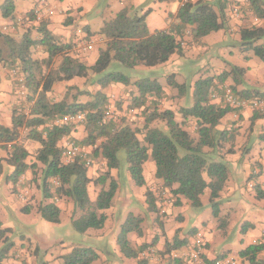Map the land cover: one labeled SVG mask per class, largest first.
Here are the masks:
<instances>
[{
    "label": "trees",
    "instance_id": "obj_1",
    "mask_svg": "<svg viewBox=\"0 0 264 264\" xmlns=\"http://www.w3.org/2000/svg\"><path fill=\"white\" fill-rule=\"evenodd\" d=\"M227 1L190 0L181 7L176 22L169 29L155 32L147 27V14L140 16L134 9L125 8L105 21L98 32L106 42L93 65L76 57L74 45L63 43L48 30L45 21L39 22L36 34L34 29L27 28L20 39L0 30V64L16 72L10 73L19 90L17 100H21L13 112L12 125L0 126V149L7 152L6 161L15 168L10 178L13 184L30 169L44 199L37 207L25 205L24 214L36 210L45 221L58 224L61 209L56 199L69 200L77 210L71 218L75 232L101 230L107 221L102 212L113 206L119 188L112 171L117 170L121 175L126 169L136 186L146 187L144 164L151 158L156 165L155 176L163 182L161 190L186 198L197 210L203 209L201 197L209 190V206L213 216L219 217L221 193L229 177L228 163L219 149L226 142L234 144L236 136L233 131H220L218 127L235 109L225 103H214L212 96L230 79L232 93L238 100L264 103V90L254 95L245 80L246 69L227 64L228 70L220 75L196 81L192 105L179 112L184 120L179 123L175 112L160 110L159 103L167 95L157 80L140 78L134 81L130 75L139 67L154 68L166 64L174 55L183 56L186 36L198 44L206 36L225 30ZM3 11L5 18H13L12 0L5 2ZM244 12L246 17L249 14L251 21L238 31L239 47L264 63V0H247ZM35 17L34 12L27 16L29 21ZM87 32L91 35L89 29ZM74 79L91 81L89 86L96 88L92 91L86 86L68 85ZM1 81L0 75V84ZM61 84L68 89L59 99L53 92ZM116 84L133 88L128 110L139 111L141 124L130 123L125 118L117 121L106 117L110 108L107 92ZM168 85L186 98L190 94L188 84L173 80ZM239 86L243 87L241 91ZM224 89L219 92L222 96ZM79 113L86 114L83 124H57L64 117ZM257 119H264V113L254 110L252 123ZM187 120L196 121V136L185 128ZM78 126L85 128L86 136L82 140H72L84 151L92 150L87 154L92 163L101 161L106 166V170L93 179L89 176L91 166H86V158L78 156L65 163L63 157L62 141L71 138ZM29 142L38 145L33 155L35 162L31 165L28 164L31 155L26 149ZM1 172L0 168V176ZM91 184L99 189L94 202L89 193ZM255 193L257 200H264L260 185L255 186ZM146 197L149 211L157 213L154 192L147 190ZM143 222L142 217L130 215L119 229L118 245L129 259L138 260L155 244L156 240L150 245L132 246L129 235L132 232L141 235ZM1 226L0 223V241H3L0 264H3L14 243L11 240L13 230L1 229ZM246 226L242 227V232ZM186 245L185 240L176 236L172 243H166L162 254H172ZM263 249L264 245L260 244L250 246L240 257L250 264H264V261H256ZM97 259L95 251L86 248H76L64 257L65 264H93Z\"/></svg>",
    "mask_w": 264,
    "mask_h": 264
},
{
    "label": "crops",
    "instance_id": "obj_2",
    "mask_svg": "<svg viewBox=\"0 0 264 264\" xmlns=\"http://www.w3.org/2000/svg\"><path fill=\"white\" fill-rule=\"evenodd\" d=\"M6 1L0 0V30L20 39L27 32V28L34 29V34H36V27L39 22L45 21L48 30L58 36L63 43H72L75 47L82 40L84 42L93 41L92 50L84 53L76 50V57H79L88 65H93L96 62L99 50L104 47L106 42L102 36L97 35L102 27L98 30H93L87 20L88 17L96 20L99 12H101L100 9L111 11L113 7H117V11L110 12L104 16V23L114 18L125 8L134 9L140 16L147 14L146 24L151 32L169 29L172 23L176 22V16L181 9L180 4L176 0L163 3L155 0H12L14 5L13 18H5L3 10ZM111 1H114L113 4H111ZM236 2H241L244 8L247 6V0L227 1L225 30L206 36L198 44L194 43L189 36H186L183 43L184 55H176L181 59L172 60L174 65L179 68L177 70L174 68L166 70V75L174 77L172 81L174 80L179 84H188L191 87L187 98L185 95L176 98L177 102L181 101L182 109L192 105L191 97L196 81L220 75L224 70H228L227 64L237 66L229 58L232 55L241 61H245V58L248 57L246 63L250 67L241 66L247 71L246 83L252 90L259 92L264 90V80H260L252 71L256 65L254 55L248 52L244 53L242 50H240L239 55L231 50L232 48L238 49L240 41L238 31L248 22L244 20L242 12L239 14L237 9L230 10L232 3ZM32 12L35 13L36 17L35 20L29 21L27 16ZM68 18H73L74 21L71 22L72 19ZM88 29L91 35H88ZM188 41H192V43ZM188 54L193 61L189 76L186 71H182L180 68L182 60ZM170 60L166 64L159 66L168 68L167 65L170 66L172 64L169 63ZM145 68L147 67L137 68L136 71L132 72L131 76L134 74L137 77L139 76V78L142 76V78L155 79L161 84L158 77L153 76L158 75V72L153 73V75L150 72L152 76L147 77L148 72ZM179 72L182 73L181 83L178 82ZM0 75L2 77L0 84V126L10 127L12 125L13 112L20 104L17 100V93H19L17 91L19 90L16 86V79L3 65H0ZM79 81L80 79H74L68 85L78 84ZM227 84H229L228 81L225 83L226 87ZM161 85L167 96L161 99L159 103L160 110H171L177 113V106L174 107L172 102L168 104L170 101L168 97L171 96L172 92L177 94V90L168 85ZM128 88H130L129 90L133 89L132 87L116 84L108 89L107 94L109 97H117V92L124 95ZM223 88L220 85V91L214 93L216 94L215 98H212L214 103H222V98H220L222 94L219 92L223 91ZM183 102L186 103V106H183ZM261 103V108L264 111V103ZM252 113H254V109L251 107L235 110L226 116L218 127L220 131H230L231 128L239 129L233 152L226 156L227 161L225 162L229 166V177L225 189L221 193L218 218L213 216L209 206V190L204 193L203 209L200 211H191L190 202L186 198H178L173 196L169 190H161L163 182L156 178V165L149 158L144 164L146 187L136 186L126 169H123L121 175L116 170L119 188L113 206L102 212L107 216L105 227L101 230H87L82 236L75 238L76 240L72 243V247L67 252H63L62 256L71 254L76 248H86L92 249L98 255V259L94 264H139L137 260L125 257L118 245L119 229H121V226L130 215H134L144 219L141 225V235L136 232H132L129 235V240L134 248L140 247L141 244H153L156 240L153 247L157 254L162 256L164 255L162 253L165 250L166 243L173 242L177 230H183V235L185 230L188 231L190 228H194L201 229L205 235L207 243L205 258L209 261L229 257L235 259L238 264H250L248 260L240 257V253L250 246L259 245L264 231V200H257L255 193L256 185H260L264 190V135H262L264 134V119H257L253 123L252 120L248 121L247 119L245 121V118ZM238 114L239 117H237ZM177 117H180V114ZM85 136V128L78 126L69 140H82ZM65 143L66 140L64 139L61 145L63 146ZM37 148L38 145L35 143H26V149L31 155L28 160L29 165L35 162L33 155ZM31 149H34V151ZM6 159H8L7 152L0 149V168L2 169L0 176V213H7L10 216L15 214V212H21L23 215L28 216L37 213L41 216L36 210L30 214L22 212V208L27 204L37 207L44 202L42 191L37 183L33 181L34 175L32 171L30 169L27 170L25 175L13 184L10 178L15 168L11 167ZM147 167H149V175H147ZM89 176L91 179L98 177V169L91 168ZM5 185L9 187L10 195L5 191ZM147 190L154 192L158 212L164 217L160 219L162 222H159L157 227L155 222L156 213L149 211L146 197ZM89 193L91 200L94 202L99 194V189H96L94 184H91ZM174 201H179L180 205H174ZM56 203L61 209L60 219L65 217L71 220L74 213L77 212L75 205L69 200L56 199ZM5 206L6 208L3 210ZM190 216H194L191 221L192 226L185 228L183 225L187 224ZM41 219L45 230H49L48 223L50 222L45 221L42 217ZM221 220L226 224L222 229L218 227ZM176 222H182L183 225L177 226L175 225ZM0 223L2 224L1 220ZM243 226H246L245 232H242ZM3 227L4 225L1 226V229H7ZM8 228L13 230L11 227ZM179 239L185 240L187 245L176 251L186 250L191 241L190 237L184 235V237L182 236ZM13 243L14 247L3 264H36L37 251H40L38 244L33 240L29 242L17 240L13 241ZM174 252L165 254L164 257L170 258ZM56 258L53 259L54 263L62 264L63 260H56ZM148 261L150 262L149 264L160 263L153 259H148ZM256 261H264V249L257 254ZM164 262L165 264H178L177 261H173L171 258L169 261Z\"/></svg>",
    "mask_w": 264,
    "mask_h": 264
},
{
    "label": "rangeland",
    "instance_id": "obj_3",
    "mask_svg": "<svg viewBox=\"0 0 264 264\" xmlns=\"http://www.w3.org/2000/svg\"><path fill=\"white\" fill-rule=\"evenodd\" d=\"M113 2L114 1H111V4H113ZM234 9H238L239 10V14H241V12L243 13L244 20H246L248 22L251 21V18L249 16V14L246 17V14L244 12L245 8H244V6L242 5L241 2L240 3L239 2L232 3L230 10H234ZM100 11L101 12H99L98 17H97L96 20H93V19H91L89 17L87 19L89 21V24L91 25L93 30H98V29H100V27H103L104 26V21H103L104 16L108 15V13H110V12L113 13V12L117 11V7H113V9L111 11H109V10L107 11V10H103V9H100ZM68 19H72L71 22L74 21L73 18H68ZM232 41H233V39H232ZM188 42L192 43V41H188ZM79 43H84V41L82 40ZM231 50H232V52H236V53H238L240 55V50L241 49L239 47H238V49L232 48ZM229 58H231L232 59V60L230 59L231 62L236 63L237 66L250 67V65L246 63V61H247L246 58H245V61H241L236 56H233V55L229 56ZM254 58H255L256 65L252 69V71L254 72V74L260 80L263 81L264 80V63L259 58H257L256 56H254ZM175 59H181V58L177 57L176 55L174 57H172V59L169 62V63H172V64H170V66L167 65L168 68H165V66H156L154 68H145L146 71L148 72V74L146 76L147 77H151L153 75V73L158 72V75H153V76H157L158 80L161 82V84L167 86L169 84V82L172 81V80H169V79L170 78L173 79L174 77L173 76L171 77V75L170 76L166 75V70H170L171 68H174L175 70H177L179 68V67H177V65L175 66L174 63H173V61ZM192 64H193V61L190 59V55L188 54L182 60V65H180V68H181L182 71H186L188 76H189L190 75L189 71H190V67H191ZM0 65H2V64H0ZM8 71L12 72V73L14 72L13 70H9V69H8ZM150 72H152L151 73L152 75L150 74ZM179 75H178V77H179L178 82L181 83L182 81L180 79L182 78V73L179 72ZM131 77H132V79L134 81L135 80L138 81V79L142 78V76L139 78V76L137 77V75H134V74ZM228 83L229 84H227V87L231 89L232 80L231 79L228 80ZM89 84H91V81H87L85 79L80 80L79 83H78V85H80V87H83V86L85 87L86 86L87 88H90L93 91L96 87L89 86ZM67 89H68V87L66 85L61 84V85L57 86V90H55L53 92V95L54 96L57 95L58 97L57 96L56 97L60 99L66 93ZM129 89L130 88H128L126 90L127 92L124 95H122V93H120V92L119 93L117 92L116 95H117L118 98L116 96H115L116 98L115 97H110V99H109L110 100V108H109V110L111 112V118H114L117 121H120V120L125 118L130 123L141 124L142 119H141V115H140L139 111L137 112V111H129L128 110V106L131 103V101H130L131 97H130V94H129V93H131L130 92L131 90H129ZM242 89H243L242 86L238 87L239 91H241ZM249 90L254 95L257 94L256 90H252L250 88H249ZM176 93L177 94L172 92L171 96L168 97V99H170L168 104L170 102H172L174 107L177 106V109H176L177 113H175L176 116H177V115L180 114L179 112L182 110V107H181V101L177 102L176 98H178L179 96H181L183 94H181L179 90H177ZM220 98H222V103H225L226 105H229V106L233 107L232 105L228 104L225 101V98H223V96H221ZM85 99H87V98H85ZM19 101H21V100H18V102ZM255 101H257V100H255ZM249 102H250L249 106H252L251 103H253L254 101L252 100V101H249ZM120 103H121V107H119ZM183 103H184L183 106H186V103L185 102H183ZM168 104H167V106H168ZM173 105H172V107H173ZM178 108H180V109H178ZM27 109H28V107H27ZM233 109L236 110L237 108L233 107ZM253 109L254 110H258L261 113H264V111L262 110L263 108H261V106L253 107ZM253 116H254V113L250 114L249 117L245 118V121L247 119H248V121H251L253 119ZM237 117H239V114H238ZM182 119L183 118H182V116L180 114V117H177L176 121L180 123V122L184 121ZM240 121H242V120L240 119ZM159 125L161 127H163V125L161 123H159ZM185 128H187V130H189L191 133H193V136H196V121L187 120V125L185 126ZM238 130L239 129H237V128H231L230 131H233L235 133V136L237 137L239 135V133L237 132ZM262 135H264V134H262ZM23 136H25V135L23 134ZM236 137H235V141H236ZM140 138L142 139L143 137L140 136ZM65 140H66V143L63 145L64 148H65L66 145H68L70 143H75L73 140H69V138H68V140H67V138ZM235 141H234V144H233V142H226L219 149L220 155L223 156L225 161H227L226 160V156L228 154H230L229 151L234 149ZM31 150L34 151V149H31ZM85 152L87 154H91L92 150L91 151L90 150H87V151L85 150ZM87 159L91 160V158H88V157H87ZM31 161H33V160H31ZM90 166L91 167L89 168V170L91 168H94V169L96 168V169H98L99 175H100V173H102L103 171L106 170V166H104V164H102L101 161H94L92 164H90ZM112 174L116 178V176H117L116 170H113ZM147 175H149V167H147ZM4 189H5V191L7 192L8 195L11 194L9 187H7L5 185ZM201 199H202V201H204L205 195H203L201 197ZM177 203L178 202L174 201L173 204L176 205V206L180 205V204H177ZM189 205H190L191 211H195V210L196 211H200V210H197V209L193 208L191 203ZM5 208H6V206L3 207V210ZM210 209L212 210V208H210ZM212 214H213V212H212ZM0 216H1L0 220L2 221V224L4 225L3 228L11 227L14 230L13 234L11 235V240L12 241L26 240L27 242H29L30 240L31 241L33 240L36 244L39 245L40 251H37L38 258H37L36 264H55L53 259L56 258V257H57L56 260H63L62 264H65V260H64L65 255L62 256L63 252H67L72 247V243L76 240L75 238H77L79 236H82L81 233L79 234L78 232H75V229L72 226L71 220L68 219V218H65V217H62L60 223H58V224L48 223L49 224V230H45L44 224H42L43 222H42L41 216H39L37 213L33 214L32 216L23 215L21 212H15V214H13L11 216L8 215L7 213H3V214L0 213ZM155 217H156L155 218V222H156V227H157L159 222H162V220H160V219H162L164 217L162 216V214H160V212H157ZM193 217L194 216H190V220L187 222L186 225H183L182 222H176L175 225H177V226L183 225L185 228H189V227L192 226L191 221L193 220ZM179 218H181V216H179ZM225 225L226 224L224 223V221L221 220L218 227H220L222 229L223 226H225ZM182 231L183 230H181V229L177 230L175 235L178 238H182V236L184 237V235H187L188 237H190V240L193 238V236L197 232H199V231L202 232L201 229L190 228V230H188V231L185 230V234L182 235ZM35 236L37 237L36 239H35ZM204 237H205V235H204ZM1 242H3V241H0V249L3 246V244ZM147 251H149L151 254H149V255H147V254L141 255L140 258L137 260L138 262H140L142 264H149L150 262L148 261V259L149 260L153 259V260H156V262H160L158 264H165L164 261H169V259L171 258V259H173V261H177L178 264H183L182 260L180 259L181 257L171 256L170 258H166V257H164V255L160 256L159 254H157V252L154 249V247L147 249Z\"/></svg>",
    "mask_w": 264,
    "mask_h": 264
},
{
    "label": "built area",
    "instance_id": "obj_4",
    "mask_svg": "<svg viewBox=\"0 0 264 264\" xmlns=\"http://www.w3.org/2000/svg\"><path fill=\"white\" fill-rule=\"evenodd\" d=\"M181 7H183L185 4H187L190 0H176ZM237 12L239 10L237 9ZM93 41H87L84 43L77 44L76 50H79L80 52H88L93 49ZM16 74V72H13ZM224 96L225 101L232 105L233 107L236 108H246V107H259L262 105V103L259 101H254L252 106H249V101L242 99L238 100L237 98L234 97L232 90L226 86H224ZM216 94H213L212 98H215ZM250 104V105H251ZM108 119H111V112L110 110L107 112ZM86 120V114L79 113V114H73V115H68L61 120L57 121V124L59 125H70V124H83ZM82 156L86 158V166H90L92 164V161L87 159V153L78 147L75 143H70L65 146L64 151H63V157L65 160V163L72 162L76 157ZM260 245H264V231L261 237V241L259 243ZM206 240L204 237L203 232L199 231L197 232L193 238L191 239L188 247L184 251H176L174 252L173 256L174 257H181L180 259L182 260L183 264H238L237 261L233 258L225 257V258H219L214 261H209L208 259L205 258V248H206ZM149 255L151 254L149 251L146 253H143V255Z\"/></svg>",
    "mask_w": 264,
    "mask_h": 264
}]
</instances>
